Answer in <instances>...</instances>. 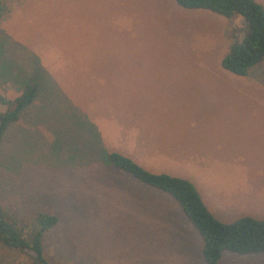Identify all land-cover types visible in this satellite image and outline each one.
Segmentation results:
<instances>
[{"label":"rangeland","instance_id":"obj_1","mask_svg":"<svg viewBox=\"0 0 264 264\" xmlns=\"http://www.w3.org/2000/svg\"><path fill=\"white\" fill-rule=\"evenodd\" d=\"M246 31L239 16L173 0H0L2 95L16 94L11 76L51 82L27 128L0 138L1 212L25 236L36 214L56 218L45 260L205 264L178 205L107 153L189 182L222 223L264 219V61L246 77L220 68ZM0 264L30 262L0 245ZM216 264H264V253L223 251Z\"/></svg>","mask_w":264,"mask_h":264},{"label":"trees","instance_id":"obj_2","mask_svg":"<svg viewBox=\"0 0 264 264\" xmlns=\"http://www.w3.org/2000/svg\"><path fill=\"white\" fill-rule=\"evenodd\" d=\"M186 10H203L228 21L239 16L247 31L240 42L235 39L220 60V68L234 76L246 77L250 69L264 61V12L253 0H173ZM39 69V68H38ZM36 78L25 83L19 95L7 100L0 95V138L6 127L14 123L23 108L36 95ZM106 164L130 175L139 183L167 194L179 207L186 221L201 241L200 255L205 264H216L223 251L236 255L264 253V219L241 217L230 223L216 220L187 181L165 174H151L117 153L104 154ZM56 223L55 216L38 213L31 233L25 236L16 220L1 212L0 245L24 253L30 264H53L44 259L41 234Z\"/></svg>","mask_w":264,"mask_h":264},{"label":"crops","instance_id":"obj_3","mask_svg":"<svg viewBox=\"0 0 264 264\" xmlns=\"http://www.w3.org/2000/svg\"><path fill=\"white\" fill-rule=\"evenodd\" d=\"M16 77V76H15ZM9 78V79H8ZM8 78H5L4 80H2L3 82H7L8 80H9V84H10V81H13L14 82V84H13V86H15V91H16V94H15V96L14 97H16L17 95H19V93H20V91H21V88H22V86L25 84V83H27L28 81L26 80V79H22V78H20V77H16V78H14V76L12 77L11 76V78L10 77H8ZM36 83H37V81H36ZM51 82H49V81H46V82H41V83H38V84H36L37 85V88H36V95H35V99H34V102H32V104H30V105H28V106H26L25 108H23L22 110H21V112L19 113V116H18V119L14 122V123H11V124H9L7 127H6V129H5V131L10 127H16V126H18L19 124H22V128H23V130H25V128H27V124L25 123V124H23L22 123V119L24 118L25 119V116H26V118H30L29 116H30V113H32L34 110H36V108L37 107H35V104H36V101H37V96H38V91H39V96H40V93H41V88H40V86L41 87H45V91H50L49 90V84H50ZM9 88H10V86H9ZM11 89V88H10ZM53 89H55L54 87H53ZM52 89V90H53ZM47 93V92H46ZM0 95L2 96V97H4L3 95H2V93H1V91H0ZM14 97H12V99L14 98ZM5 98V97H4ZM6 99V98H5ZM7 100H10V99H7ZM0 107H2V106H0ZM3 111V109L2 108H0V112H2ZM26 120V119H25ZM9 130V129H8ZM4 131V132H5ZM124 142H126V143H128L129 141L128 140H123Z\"/></svg>","mask_w":264,"mask_h":264}]
</instances>
